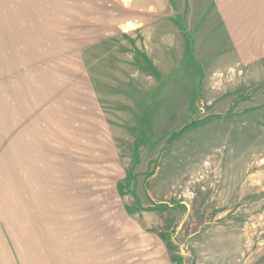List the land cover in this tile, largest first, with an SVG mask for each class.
Masks as SVG:
<instances>
[{
	"label": "rangeland",
	"instance_id": "374dc122",
	"mask_svg": "<svg viewBox=\"0 0 264 264\" xmlns=\"http://www.w3.org/2000/svg\"><path fill=\"white\" fill-rule=\"evenodd\" d=\"M0 264H264V0H0Z\"/></svg>",
	"mask_w": 264,
	"mask_h": 264
}]
</instances>
